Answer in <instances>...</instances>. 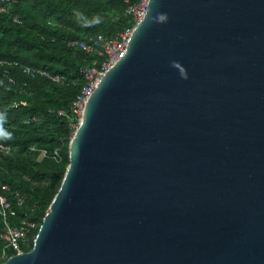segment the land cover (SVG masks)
I'll list each match as a JSON object with an SVG mask.
<instances>
[{
  "label": "water",
  "instance_id": "95a60500",
  "mask_svg": "<svg viewBox=\"0 0 264 264\" xmlns=\"http://www.w3.org/2000/svg\"><path fill=\"white\" fill-rule=\"evenodd\" d=\"M67 156L0 264H264V0H149Z\"/></svg>",
  "mask_w": 264,
  "mask_h": 264
},
{
  "label": "trees",
  "instance_id": "16d2710c",
  "mask_svg": "<svg viewBox=\"0 0 264 264\" xmlns=\"http://www.w3.org/2000/svg\"><path fill=\"white\" fill-rule=\"evenodd\" d=\"M124 6L123 0H9L8 11L0 13V60L9 62L0 65V113L6 117L4 129L12 134L11 139L0 142L16 146L0 154V180L9 186L11 202L14 192L25 198L24 205L16 208L13 222L28 215L40 220V225L68 164L67 147L74 130L56 111L71 113L70 106L84 83L81 68L99 66L104 59V55L84 51L78 43L95 34L110 39L131 27L133 22L123 14ZM77 8L89 18L101 16L102 23L82 27L73 15ZM13 16L20 22H14ZM70 41L77 44L70 45ZM24 66L57 74L62 82L26 75ZM4 69L9 75H4ZM31 146L48 154L59 149L62 159L39 160L38 151ZM24 175L31 177L27 180ZM34 180L48 186L41 188ZM31 246L32 242L27 249ZM2 250L0 240V263L15 253L7 249L2 256Z\"/></svg>",
  "mask_w": 264,
  "mask_h": 264
},
{
  "label": "built area",
  "instance_id": "2783aa9c",
  "mask_svg": "<svg viewBox=\"0 0 264 264\" xmlns=\"http://www.w3.org/2000/svg\"><path fill=\"white\" fill-rule=\"evenodd\" d=\"M0 1V13L7 12V4L9 3V0ZM123 2L125 3L123 14L131 18L133 22L131 27L125 28L110 39L105 38L102 34H95L90 37L89 40L78 43L84 51L96 52L98 55H104V59L99 66L81 68L84 83L70 106L71 113H66L64 109H58L56 111L57 115L64 116L70 121V126L73 129H75L83 111L84 104L95 88L99 78L118 58L123 56L132 28L143 18L149 0H123ZM12 20L14 22H20L17 16H13ZM69 44L75 45L77 42L70 41ZM3 64H9V62H3L0 60V65ZM22 70L24 74L31 77L39 76L56 83L62 82L61 76L50 74L40 68L24 66ZM3 73L4 75H9L7 69H4ZM9 81H13L11 77H9ZM13 149H16V146L0 142V154L8 153ZM30 149L33 151L37 150L35 146H31ZM37 151V158L39 160L45 157H52L57 161L62 159L59 149L54 150L52 154H48L45 149H39ZM9 192V186L2 183L0 180V240L3 242L2 256H5V251L7 249H11L15 253L28 250L27 248H29L31 242H33L35 237L34 233L36 229H38L40 222L37 218L28 215L13 222V219L17 216L16 208H20L24 205L25 198L18 192H14V201L11 202L8 197ZM36 209H40V206H37Z\"/></svg>",
  "mask_w": 264,
  "mask_h": 264
},
{
  "label": "clouds",
  "instance_id": "9594fccd",
  "mask_svg": "<svg viewBox=\"0 0 264 264\" xmlns=\"http://www.w3.org/2000/svg\"><path fill=\"white\" fill-rule=\"evenodd\" d=\"M74 18L78 23L81 24L82 27H93L95 25H99L102 23V17L99 15L93 16L91 18L87 17L84 12L81 10L74 9L73 11ZM5 114L0 113V139H11L12 134L8 131H6L3 127L5 123Z\"/></svg>",
  "mask_w": 264,
  "mask_h": 264
},
{
  "label": "rangeland",
  "instance_id": "374dc122",
  "mask_svg": "<svg viewBox=\"0 0 264 264\" xmlns=\"http://www.w3.org/2000/svg\"><path fill=\"white\" fill-rule=\"evenodd\" d=\"M65 145H66V142L63 143V146H65ZM30 177H31L30 175H24V178L27 180L30 179ZM34 182L37 183V185L40 184L41 188H45L46 186H48V184L46 182H38L37 180H34Z\"/></svg>",
  "mask_w": 264,
  "mask_h": 264
}]
</instances>
